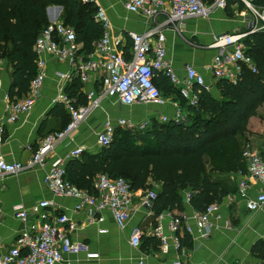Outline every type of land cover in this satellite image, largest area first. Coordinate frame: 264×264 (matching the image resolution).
Segmentation results:
<instances>
[{
  "label": "built area",
  "instance_id": "built-area-1",
  "mask_svg": "<svg viewBox=\"0 0 264 264\" xmlns=\"http://www.w3.org/2000/svg\"><path fill=\"white\" fill-rule=\"evenodd\" d=\"M80 1L85 4L93 3L96 6L94 19L102 27V35L95 43L93 51L81 52V44L76 40L74 29L59 20V13L56 10L50 15L51 7H47L45 11L48 24L40 31L34 44L36 74L30 83L29 91L24 97L13 99L6 105L8 122H13L20 114L27 113L39 99L47 78L48 58L46 57H55L68 64L67 71L58 72L59 84L55 101L63 104L70 114V121L63 130L45 135L25 162H8L0 155V173L17 174L26 167L34 165L46 167L42 182L52 195L73 200L74 211L85 213L88 222L101 220L99 213L108 210L116 225L124 228L132 212V189L123 177L111 178L100 173L94 180L93 191L89 192L67 179L66 162L70 158L79 157L83 151L82 147L72 148L64 156L52 157L51 160H48V155L89 114L102 97L114 98L120 105L125 106L170 105L172 112L170 114L150 112L138 121L118 118L114 122L106 118L97 133L99 147L111 142L117 127L144 130L149 128L153 121L186 123L188 114L185 107L179 99L168 98L163 94L154 82L156 75L158 73L164 75L178 95L186 101L187 106H198V89L195 87L204 86L209 89V86L204 75L191 64L184 66L183 77L176 74L164 46L165 36L162 30L152 27L151 23L159 13H165L164 23L179 31L178 27L185 18L204 16L217 8L224 9L227 0H213L210 4L202 0H123L126 10L141 13L145 17L146 26V29L140 33L127 32L132 42L128 58L121 49V39L111 33V22L105 9L97 0ZM257 14L260 15L259 12ZM261 18L264 20L263 15ZM261 29H264V25L258 28ZM249 30L254 31L255 28ZM247 34L248 32L242 31L225 32L213 38L208 45L209 48L217 49L209 67L213 78H223L234 83L244 67L252 72L256 71L255 61L246 54L243 45V39ZM3 69L4 61L0 59V87ZM76 77L82 85L88 83L92 77L98 84L97 89H90L86 93L87 104L78 107L74 105L75 99L65 91L66 85ZM243 156L245 168L236 173V176L240 177L237 194L244 200L248 211L261 210L264 207V159L250 145L245 147ZM248 178L258 183L260 187L254 195L250 193ZM155 196L156 191L149 189L141 196L142 203L150 206ZM188 198L189 193H186V201ZM53 208H55L54 203L46 198L34 202L30 207L22 204L12 206L13 216L25 222L26 227L17 235L16 245L0 256V264H56L64 253H77L81 250L80 244L74 243L69 235L75 229L76 222L64 212L51 214ZM219 208L220 203H210L204 211L192 216V224L187 216H175L166 211L171 217L168 230L173 235L175 247L180 246L177 233L181 230L189 233L194 240L208 237L211 233L210 217L217 214ZM163 217V212L159 213L158 218ZM106 231V229L99 230L100 233ZM153 233L159 240L160 253L165 254L169 235L163 231L161 224H157ZM262 239L264 241V236ZM130 243L133 246L141 244L138 229H133ZM98 256L96 252L86 254L87 258ZM173 264H181V262L175 261ZM248 264H257V262Z\"/></svg>",
  "mask_w": 264,
  "mask_h": 264
},
{
  "label": "crops",
  "instance_id": "crops-1",
  "mask_svg": "<svg viewBox=\"0 0 264 264\" xmlns=\"http://www.w3.org/2000/svg\"><path fill=\"white\" fill-rule=\"evenodd\" d=\"M97 2L105 9L111 22V33L121 39V49L128 58L132 42L127 32H143L146 29L145 17L141 13L126 10L123 0H97ZM47 7H51L50 15L56 10L59 13V20L63 23V6L48 5L45 10ZM258 8L264 12V6ZM165 19V13H159L151 26L162 30L167 56L176 74L183 77L184 66L193 65L204 75L209 90L215 97L219 96L215 88L217 79L212 77L209 67L217 49L209 48L208 45L218 34L241 32V28H245L244 31L255 28L248 33L250 34L264 25V20L261 22L258 16L246 14L244 6L240 8L237 3L230 4V11L217 8L204 16L185 18L178 27L179 31L165 24ZM46 58H48V75L39 99L27 113L20 114L13 122L6 120V105L9 101L20 99L25 95L15 96L12 99L9 97L11 71L7 72L5 68L3 69L0 87V155L8 162L27 161L45 135L62 129V119L59 114L61 108L57 105L61 104L63 108L64 106L55 101L59 84L57 75L60 71H67L68 64L55 57L47 56ZM97 88L98 84L93 77L81 87L85 97L90 89ZM175 96L174 93H170L168 98ZM107 101L113 102L115 107L108 105L110 103ZM148 105L150 106L147 109ZM150 112L170 114L172 108L170 105L151 104L125 106L120 105L114 98L102 97L89 114L53 148L48 155V160L52 157H62L77 146L89 153L98 151L100 147L97 144V133L106 118L114 122L118 118L138 121ZM65 114L70 121L68 111L65 110ZM247 128L245 134L250 146L264 159V102L257 108L256 114L250 117ZM45 170L46 167L34 165L26 167L17 174L0 173V256L16 245L17 235L26 227L25 222L13 216L12 206L22 204L30 207L34 202L46 198L55 205L51 214L64 212L76 222L75 229L69 235L74 243H79L81 246V250L77 253H64L56 264H173L175 261L181 264H248L258 262L252 256L251 247L256 240L264 236V207L253 212L245 208L244 200L237 194V183L240 177L236 174L225 176L231 188L220 203L218 213L210 217V235L194 240L189 233L181 230L177 235L182 243L176 248L173 235L168 230L170 215L163 211L164 217L159 219V213L152 210V205L147 206L142 203L141 196L145 192L149 189L155 191L160 189L154 181H148V189H132V212L126 226L119 228L108 210L99 213L101 220L88 222L85 213L74 211L73 200L52 195L42 182ZM248 182L251 186L250 193L254 195L260 190L258 183H254L250 178ZM184 208V212L174 211L171 215L187 216L192 224V216L197 211L188 205L186 198ZM157 224H161L163 231L169 235L165 254L160 253L159 240L153 233ZM101 229H106V233H100ZM133 229L140 231L139 246H133L130 243ZM88 252H96L99 256L87 258Z\"/></svg>",
  "mask_w": 264,
  "mask_h": 264
},
{
  "label": "trees",
  "instance_id": "trees-1",
  "mask_svg": "<svg viewBox=\"0 0 264 264\" xmlns=\"http://www.w3.org/2000/svg\"><path fill=\"white\" fill-rule=\"evenodd\" d=\"M202 1L210 4L213 0ZM249 1L256 7L264 6V0ZM232 3L243 7L241 0H227L225 11H230ZM48 5L63 6V24L74 29L81 52L93 51L102 35V27L94 19L93 3L0 0V59L10 67L11 99L26 95L36 74L34 44L48 24L45 11ZM243 45L247 47L246 54L255 61L256 71L244 67L234 83L217 79L218 97L204 86L195 87L197 107L187 106L170 81L158 73L155 84L165 96L176 95L174 98L187 111V122L153 121L144 130L117 127L108 145L94 153L82 151L79 157L66 162L67 179L89 192L93 191L94 180L100 173L111 178L123 177L133 190L148 189V181L152 180L160 187L151 204L155 213L184 212L186 193H189L188 205L197 212L204 211L210 203H221L231 188L225 176L245 168L243 152L250 145L245 134L248 121L264 102V29L248 34ZM81 87L77 77L65 87L66 93L75 99V107L87 104ZM58 106L62 119L60 130H63L69 120L62 105ZM251 253L257 264H264L262 239L252 245Z\"/></svg>",
  "mask_w": 264,
  "mask_h": 264
},
{
  "label": "rangeland",
  "instance_id": "rangeland-1",
  "mask_svg": "<svg viewBox=\"0 0 264 264\" xmlns=\"http://www.w3.org/2000/svg\"><path fill=\"white\" fill-rule=\"evenodd\" d=\"M241 2L243 3V6H244V12L246 13V14H249V15H251V16H257L258 14H257V12H259V14L262 16H264V12H262V9L261 8H258V7H256V6H253L252 4H251V2L249 1V0H241ZM225 9V8H224ZM235 15H236V13H235ZM260 15H258L259 16V20L261 21V22H263L262 21V18H261V16ZM245 30V28H241V31H244ZM247 31V30H246ZM4 68L6 69V71L7 72H9L10 71V67H8L7 66V64L6 65H4ZM107 102H109L110 104H108V105H111V106H113V107H115L114 105H113V102H111V101H107ZM149 106L150 105H148V107H147V109L149 108ZM106 110H109V109H106ZM122 129V127H118V130L119 129ZM118 130H116V131H118ZM236 194V193H235Z\"/></svg>",
  "mask_w": 264,
  "mask_h": 264
}]
</instances>
